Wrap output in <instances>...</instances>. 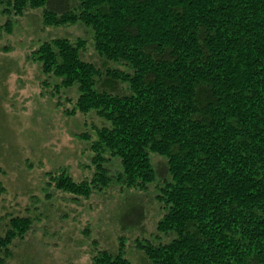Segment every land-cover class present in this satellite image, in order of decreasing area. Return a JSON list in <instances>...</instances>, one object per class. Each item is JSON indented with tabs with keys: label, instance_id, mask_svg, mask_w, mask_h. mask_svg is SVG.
I'll return each mask as SVG.
<instances>
[{
	"label": "trees",
	"instance_id": "trees-1",
	"mask_svg": "<svg viewBox=\"0 0 264 264\" xmlns=\"http://www.w3.org/2000/svg\"><path fill=\"white\" fill-rule=\"evenodd\" d=\"M36 10L46 28H85L97 60L80 38L31 53L46 87L76 93L66 114L98 122L80 136L91 176L60 168L48 184L77 202L118 189L110 220L142 233V263L264 264V0H0V36ZM152 186L147 237L140 194ZM33 224L0 214V264ZM116 233L94 239L91 264H133Z\"/></svg>",
	"mask_w": 264,
	"mask_h": 264
},
{
	"label": "rangeland",
	"instance_id": "rangeland-1",
	"mask_svg": "<svg viewBox=\"0 0 264 264\" xmlns=\"http://www.w3.org/2000/svg\"><path fill=\"white\" fill-rule=\"evenodd\" d=\"M5 22L0 17V25ZM56 37L85 39V58L97 62L85 28H46L39 10L27 12L17 19L12 34L0 36V214L34 220L28 237L14 247L9 264H91L100 248L94 239H101L100 232L107 236L115 231L116 239L126 240L132 263L148 264L142 263L134 243L144 237L142 233L120 234L110 220L117 211L118 189L103 198L77 202L48 184L47 174L62 169L77 180L91 176V153L80 136L92 134V126L98 123L90 116L70 118L66 100L76 93L57 92L53 80L50 87L43 84L47 77L31 53L40 42ZM158 160L154 157L155 163ZM140 196L147 212L144 233L149 237L155 234L159 216L155 187ZM116 239L100 240L101 247L114 248Z\"/></svg>",
	"mask_w": 264,
	"mask_h": 264
}]
</instances>
